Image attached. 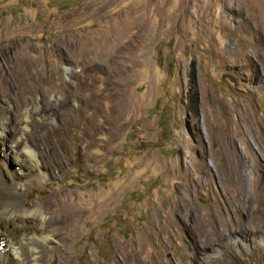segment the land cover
<instances>
[{
  "label": "rangeland",
  "instance_id": "obj_1",
  "mask_svg": "<svg viewBox=\"0 0 264 264\" xmlns=\"http://www.w3.org/2000/svg\"><path fill=\"white\" fill-rule=\"evenodd\" d=\"M0 121L36 264H264V0H0Z\"/></svg>",
  "mask_w": 264,
  "mask_h": 264
},
{
  "label": "bare ground",
  "instance_id": "obj_2",
  "mask_svg": "<svg viewBox=\"0 0 264 264\" xmlns=\"http://www.w3.org/2000/svg\"><path fill=\"white\" fill-rule=\"evenodd\" d=\"M102 50L104 51V49ZM76 76H79V74L76 73ZM82 91L83 88H78L75 91L76 96L82 93ZM12 112L17 116L20 112V108H13ZM12 112H10V110L7 111V115ZM28 112L39 113L38 107L33 104ZM6 130H10L8 125L0 121V147L3 146L5 150L7 149L6 151L12 152L16 157L17 164H19L18 170L14 174L9 175L5 173L9 182H12L13 180L26 177L27 174L23 170L25 162L34 163L36 166L37 158H39L40 155L38 152L35 154L33 149V146L36 145L33 136H29L27 133L23 132L20 133L21 135L17 139L8 144L5 135ZM44 141L48 144H53L54 138L51 136L46 137ZM4 155L6 156V154ZM1 177L3 178V176ZM19 196V189L15 186L6 190H1L0 188V244L1 242L4 243L3 246L0 245V264H26L25 262L28 257L32 259V264H36L39 259L35 254L38 251L45 250L46 246L52 243L57 234V230L59 228H64L65 225L63 220H61L59 227H52L53 222L58 219H54L50 208H55L56 204H46V200L43 199L27 203ZM58 204L59 211H72V204L69 202ZM45 214H47L48 217H46ZM67 215L68 214H66V216ZM29 250L30 253H28ZM57 264L63 263L60 261Z\"/></svg>",
  "mask_w": 264,
  "mask_h": 264
}]
</instances>
